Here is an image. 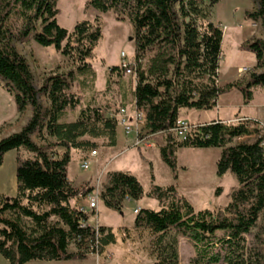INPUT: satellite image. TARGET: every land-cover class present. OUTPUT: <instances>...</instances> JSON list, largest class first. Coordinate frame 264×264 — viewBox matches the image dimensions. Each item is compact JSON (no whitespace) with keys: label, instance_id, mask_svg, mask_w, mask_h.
<instances>
[{"label":"trees","instance_id":"1","mask_svg":"<svg viewBox=\"0 0 264 264\" xmlns=\"http://www.w3.org/2000/svg\"><path fill=\"white\" fill-rule=\"evenodd\" d=\"M57 1L0 0V79L12 94L19 114L31 108L26 125L0 140V166L5 153L17 152L16 195L0 196V256L7 264L85 260L88 253L100 254L115 243L110 229L88 225L87 213L72 204L93 189L88 185L72 187L67 167L72 151L96 146L83 140L85 136L107 137L110 146H115L117 120L104 117L99 109L86 107L75 120L63 122L65 114L76 110L82 101L70 90L75 73L51 75L37 89L29 64L16 46L31 38L41 47H53L62 56L72 58L78 64L77 73L90 72L85 60L102 37L99 19L95 18L94 24L79 23L69 32L57 23ZM219 1L209 0L207 6L196 0L87 2V7L99 13L111 11L118 19L125 17L133 27V64L112 67L109 72L122 75L130 70L135 81L134 111L144 112L148 133L164 136L158 151L174 177L178 149L217 148L221 150L217 176L231 173L238 182L223 212H196L173 185L156 186L151 175L152 186L146 196L156 200L160 208H140L134 226L158 235L155 264H178L177 240L169 236L171 230L194 243L198 258L193 264L218 262L217 255L208 257L206 253L217 232L227 238L218 240L226 243L224 264H264V231L256 236L257 246L245 247V236L257 227L264 213V128L258 121L250 127L248 122L217 120L191 126L182 138L176 136L182 110H212L218 98L233 89L241 93L243 104L247 105L252 100V88L264 87V72L251 74L243 85H218L223 32L209 17ZM255 2L257 10L247 12L246 16L252 21L259 19L264 30V0ZM243 50L254 54L256 68L264 67V38L245 44ZM40 95L47 98L48 107L42 105ZM36 132H43L54 143L46 148L37 146L31 138ZM244 136L256 139L229 145L233 139ZM55 148L62 152L49 151ZM21 151L32 157L22 158ZM144 195L136 177L112 172L108 173L100 200L106 208L118 211L125 198L139 201ZM71 245L75 252L69 251Z\"/></svg>","mask_w":264,"mask_h":264},{"label":"rangeland","instance_id":"2","mask_svg":"<svg viewBox=\"0 0 264 264\" xmlns=\"http://www.w3.org/2000/svg\"><path fill=\"white\" fill-rule=\"evenodd\" d=\"M89 0H58L57 23L63 29L71 32L73 28L82 22L94 24V19H99L102 33L101 39L91 55L85 60L90 65V72L79 74L76 69L78 64L69 57L62 56L53 47H41L31 38L18 43L17 49L27 60L34 77L35 88H40L45 78L54 75H65L69 71L75 73V79L71 84V92L80 96L81 105L74 111H68L62 118L63 122H71L76 119L78 112L86 107L99 109L104 117H115L116 144L110 146L107 137L93 138L85 136L82 139L94 148L74 150L71 152V161L67 167L68 179L72 187L79 188L88 185L93 190L86 196L72 202L77 208H83L88 221L93 227H105L114 234L115 243L104 248L103 252L88 253L85 260L67 262L32 261L26 264H155L158 251V235L151 233L145 227H135V210L140 208L158 210L159 203L146 196L152 183L159 187L173 185L177 194L183 197L197 211L208 210L211 212H223L230 202L231 193L237 189L238 182L231 173L218 177L216 164L220 157V149H195L183 148L175 152L177 169L175 177L170 169L163 163L159 155V147L163 145L164 136L150 134L141 122L131 121L132 132L126 133L119 124L121 109H125V115L133 117L132 89L135 81L132 74L125 72L122 75L110 74L112 67H120L123 57L125 63L132 65L134 62V30L128 20L117 18L114 12L99 13L87 7ZM202 6H207L209 0H196ZM175 11L178 5L174 6ZM257 10L255 0H220L211 10L209 20L219 26L223 32L221 54L218 69V85L225 86L229 83L245 84L250 75L264 72L263 68H256V60L253 53L244 51L247 43L264 38V30L261 21L248 19L246 13ZM95 26V25H94ZM124 55V56H123ZM151 54L149 53L148 56ZM0 88L8 95L12 94L0 79ZM252 88L255 92L254 101L244 109L248 113H256L264 116V94L260 88ZM39 99L44 107L49 106L47 98L43 95ZM241 102V94L238 90H231L221 95L216 107L212 110H182L179 115H186L188 121L201 122L217 118V110L222 116L230 117L229 123L235 124L239 119H245L252 127L253 119L241 118L234 115L235 109ZM31 112V108L28 107ZM243 111V109H242ZM241 111V112H242ZM243 111V112H244ZM242 112V113H243ZM27 113L21 117L26 118ZM133 120V119H132ZM178 122L186 124L187 130L194 126L187 121L179 119ZM260 122V121H258ZM196 126V125H195ZM259 126L264 128L260 122ZM176 133L178 138L184 137ZM32 141L39 147L46 148L54 143V139L47 137L43 132L34 133ZM256 136L239 137L232 140L230 146L241 142H252ZM52 154H60L61 148L49 150ZM95 151L94 157L90 156ZM21 157H32L26 151H21ZM87 164V169L83 164ZM123 172L137 178L145 195L139 201L125 198L120 210L106 208L100 200V193L107 184L108 173ZM96 201L95 207H89L91 201ZM264 231V213L255 229L245 236V247L250 249L257 246V234ZM169 236H175L177 240L176 251L178 264H193L198 258L194 243L182 234L171 230ZM227 238L222 232H217L214 244L207 249L208 257L217 255L216 264H224L227 253L226 243L218 240ZM69 251L75 252V246L71 245ZM0 264L7 261L0 256ZM195 264V263H194Z\"/></svg>","mask_w":264,"mask_h":264},{"label":"crops","instance_id":"3","mask_svg":"<svg viewBox=\"0 0 264 264\" xmlns=\"http://www.w3.org/2000/svg\"><path fill=\"white\" fill-rule=\"evenodd\" d=\"M258 88H260L259 90H262L260 91V93L264 94V87H258ZM252 94H253L252 100L247 105L243 104V98L241 95V102L238 105L237 109H235L233 114L234 115L237 114L239 115V117L241 116V118L260 121L264 126V116H261L260 114L248 113L244 111V109L248 107L255 99V92L253 90H252ZM131 101L133 102V98L131 99ZM242 109L244 112L242 111ZM24 113H27V116L26 118L24 117V119L22 120L21 117L24 115ZM30 116H31V112L28 111V107L22 114H19L17 112V108L13 96L8 95V93H6L3 89L0 88V140L12 134L18 133L21 130V128L26 125V123L30 119ZM185 116L186 115H179V119L187 121L189 124H193V125H202L217 120L221 122L229 123L230 119H232V116L230 117L222 116V114L219 113L218 110H217V118L210 119L208 121H201V122L188 121ZM16 160H17L16 151H9L5 153L3 156L2 164L0 166V196L2 195L5 197H14L16 195L17 192V181L15 176ZM87 224L92 226L90 223Z\"/></svg>","mask_w":264,"mask_h":264},{"label":"built area","instance_id":"4","mask_svg":"<svg viewBox=\"0 0 264 264\" xmlns=\"http://www.w3.org/2000/svg\"><path fill=\"white\" fill-rule=\"evenodd\" d=\"M124 56V55H123ZM122 65H120L121 68H126L128 64L125 63V60H124V57H123V61H122ZM127 73L130 74V70H126ZM120 113H121V117H120V120H119V124L123 126L124 130L126 133H129V132H132L133 130L131 129V124L130 122L131 121H135V122H141L142 124H145V114L143 111H137L135 110L134 111V114H133V117H129V116H126L125 114V109H121L120 110ZM133 119V120H132ZM247 122L245 119H239L238 121H236V123H245ZM235 123V124H236ZM186 124L183 123V122H178V127L176 129V133L180 134L181 136L185 133H187L190 129L187 130V128L185 127ZM262 145H264V140L262 142ZM96 155V152L95 151H92L90 156L94 157ZM83 168L84 169H87V164L84 163L83 164ZM95 204H96V201L92 200L91 203L89 204V207H95ZM81 211L83 212H86L83 208H79ZM138 213V209L135 210V214Z\"/></svg>","mask_w":264,"mask_h":264}]
</instances>
